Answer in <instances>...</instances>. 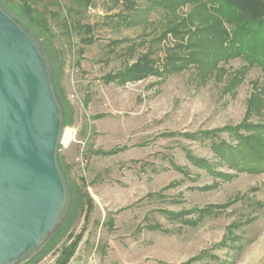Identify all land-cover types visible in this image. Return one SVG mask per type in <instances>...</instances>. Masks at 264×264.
<instances>
[{"label": "rangeland", "instance_id": "rangeland-1", "mask_svg": "<svg viewBox=\"0 0 264 264\" xmlns=\"http://www.w3.org/2000/svg\"><path fill=\"white\" fill-rule=\"evenodd\" d=\"M27 1L46 19L47 32L23 15L19 0H0L49 57L68 130L58 160L70 204L51 238L21 264H54L81 231L79 249L85 248L93 264H264V172H241L214 182L187 155L213 160L208 139L185 136L244 120L263 121L264 71L253 66L228 89L230 78L245 64L237 57L221 62L225 71L207 79L187 67L121 85L105 83L106 73L144 50L136 46L133 57L124 55L143 31L147 40L155 25L165 23L161 11H150L146 23L126 26L120 21L117 25L116 16L107 18L131 11L122 2L93 0L104 12L96 16L87 14L85 0ZM82 24L93 26L92 43L81 41L86 35L78 26ZM122 38L127 41L112 43ZM156 53L162 57L163 48ZM255 95L260 103H252L249 110ZM96 114L102 115L94 118ZM219 134L232 141L227 132ZM111 149L119 151L97 153ZM81 152L87 159L84 165ZM216 168L232 172L223 164ZM205 208L209 212L200 215ZM166 212L180 215L169 217ZM202 252L209 256L198 258Z\"/></svg>", "mask_w": 264, "mask_h": 264}, {"label": "trees", "instance_id": "trees-1", "mask_svg": "<svg viewBox=\"0 0 264 264\" xmlns=\"http://www.w3.org/2000/svg\"><path fill=\"white\" fill-rule=\"evenodd\" d=\"M19 1L23 15L40 30L47 32V21L41 12L32 7L27 0ZM91 1L85 0V7ZM142 1L145 4L139 5L138 0H114V5L119 2L125 3L131 11H118L107 18L111 19L116 16L117 25L120 21V23L129 26L146 23L149 12L155 10L161 11L166 21L162 23L161 20L152 28L154 34L151 38L146 40L147 33L143 31L138 42L133 41L126 46L124 52L126 58L134 56L136 46L144 47V50L130 62L124 63L121 68L106 73L103 76L105 83L115 82L121 85L148 76H161L164 73L177 72L187 67H193L199 77L207 79L211 75L218 76L225 71L221 62L226 63L237 57L243 59L245 64L230 78L228 89L235 87L251 67L258 66L264 71V0ZM184 6H187L185 12L181 11ZM78 26L86 33L81 41L86 44L92 43L94 40L93 26L89 24ZM169 39L172 40L171 43L164 44ZM122 41H127V39L114 40L112 43L116 44ZM164 45L166 46L163 47ZM161 47L164 53L162 57L156 53ZM79 52L81 53L82 49ZM55 91L60 100L56 87ZM259 97L255 95L250 98L249 110L253 109L252 103H260ZM86 104L87 100L84 102V105ZM254 109L259 110L256 107ZM101 115L96 114L93 117L98 118ZM241 130L247 133H242ZM220 132H227L232 141L223 139ZM185 136L200 141L208 139V146L214 155L213 160L199 158L190 153L187 155L190 163L195 168L203 169L213 178L214 182H217L218 179H230L241 172H264V120L256 123L244 120L237 125H226L218 130L188 132L185 133ZM97 151L101 154H113L119 150ZM218 164L225 165L232 172L217 169ZM175 167L177 170L188 173L179 166ZM199 212L200 215H203L205 212H209V208L199 210ZM166 213L169 217L180 215L177 212ZM187 222L194 223V220ZM151 227L157 229L159 226ZM82 236V231L76 234L70 243L61 249L54 264H67ZM206 256L209 254L202 252L198 258Z\"/></svg>", "mask_w": 264, "mask_h": 264}, {"label": "water", "instance_id": "water-1", "mask_svg": "<svg viewBox=\"0 0 264 264\" xmlns=\"http://www.w3.org/2000/svg\"><path fill=\"white\" fill-rule=\"evenodd\" d=\"M64 130L46 50L0 3V264L29 259L68 211Z\"/></svg>", "mask_w": 264, "mask_h": 264}, {"label": "built area", "instance_id": "built-area-1", "mask_svg": "<svg viewBox=\"0 0 264 264\" xmlns=\"http://www.w3.org/2000/svg\"><path fill=\"white\" fill-rule=\"evenodd\" d=\"M85 10L87 14H90V15L100 16L104 14L103 9L100 7V5L96 4L93 0L86 5ZM75 96H76L75 93L71 94V97H75ZM86 161L87 159L84 157V154L81 152L80 153L81 165H84Z\"/></svg>", "mask_w": 264, "mask_h": 264}, {"label": "crops", "instance_id": "crops-1", "mask_svg": "<svg viewBox=\"0 0 264 264\" xmlns=\"http://www.w3.org/2000/svg\"><path fill=\"white\" fill-rule=\"evenodd\" d=\"M79 243L72 257L67 264H93L92 260L87 259L88 252L85 248L79 249Z\"/></svg>", "mask_w": 264, "mask_h": 264}, {"label": "bare ground", "instance_id": "bare-ground-1", "mask_svg": "<svg viewBox=\"0 0 264 264\" xmlns=\"http://www.w3.org/2000/svg\"><path fill=\"white\" fill-rule=\"evenodd\" d=\"M67 132H68V130H66V128H65L63 136H62V142H64V140L66 139Z\"/></svg>", "mask_w": 264, "mask_h": 264}]
</instances>
